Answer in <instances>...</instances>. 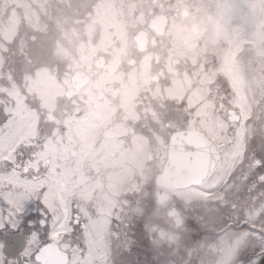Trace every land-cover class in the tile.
Wrapping results in <instances>:
<instances>
[{
    "label": "flooded vegetation",
    "instance_id": "1",
    "mask_svg": "<svg viewBox=\"0 0 264 264\" xmlns=\"http://www.w3.org/2000/svg\"><path fill=\"white\" fill-rule=\"evenodd\" d=\"M200 4L0 0V122H22L18 161H39L41 169L51 172L71 206L97 228L112 264L251 262V250L235 249V230L220 231L217 212H199L182 195L156 203L151 156L148 178L139 177L138 163L128 157L134 149L155 151L156 124L164 125L157 131L163 139L173 126L161 124L163 115L140 114L147 102L164 106V112L170 106L181 110L184 128L185 115L193 118L205 104L212 107L205 126L209 135L218 136L219 120L229 128L223 138L250 134L229 122L237 118L229 114L234 104L247 99L244 78H237L232 66L233 51L226 56L228 31L210 12L200 11ZM149 23L151 30L145 28ZM138 29L147 38L140 51L132 41ZM76 68L89 77L79 90L71 84ZM179 93L182 98L172 97ZM231 160L220 174L227 186L222 200L262 202L264 161L244 153ZM220 180L192 199L211 196Z\"/></svg>",
    "mask_w": 264,
    "mask_h": 264
},
{
    "label": "snow or ice",
    "instance_id": "2",
    "mask_svg": "<svg viewBox=\"0 0 264 264\" xmlns=\"http://www.w3.org/2000/svg\"><path fill=\"white\" fill-rule=\"evenodd\" d=\"M23 134L21 121L0 122V264H112L97 228L51 172L39 161H18ZM249 259L264 264V252Z\"/></svg>",
    "mask_w": 264,
    "mask_h": 264
},
{
    "label": "rangeland",
    "instance_id": "3",
    "mask_svg": "<svg viewBox=\"0 0 264 264\" xmlns=\"http://www.w3.org/2000/svg\"><path fill=\"white\" fill-rule=\"evenodd\" d=\"M207 1V0H205ZM214 4V12L217 17V24L223 25L226 24L230 31H232V34L234 35V38L237 36L240 37L239 40L247 41L250 51V59H248L250 64V69L252 72V66L254 64H258V67L262 68L264 70V0H210ZM254 63V64H253ZM218 68V69H217ZM215 72L220 71V66H217L214 69ZM247 73V71H245ZM257 75L258 72H255ZM221 74V72H220ZM264 77V72L261 74V78ZM252 78L255 80V74L252 75ZM253 80V81H254ZM264 81V80H263ZM252 83V81H251ZM253 86V88L256 89V95H258L259 99L263 98L262 94H264V89L259 86L261 84V80L257 82ZM260 88V89H259ZM179 97V96H178ZM149 102L145 105L146 110L145 113L147 115H155V116H164V123H174L177 127H182V111L177 112L174 114L173 108L171 106L169 109H167L166 112H164V108L160 105H154L155 107L149 108L148 107ZM234 108H236V111L238 112V107L234 104ZM262 113L264 114V100L262 102ZM251 111H254L253 106H247L242 110V116L246 117L247 115H250ZM203 112V113H202ZM201 113V114H200ZM207 108L206 107H199L198 113L200 114V124L202 126H206L208 123H210L209 120H207L206 114ZM186 120V126L187 128H196V119L192 118L190 115H185ZM251 129L256 131L255 137H254V143H255V152L254 155L261 156L264 154V119H261L259 121L253 122V119L251 117ZM163 123V124H164ZM255 124V125H254ZM161 127V126H159ZM203 127V128H204ZM183 128V127H182ZM218 133L221 132V136L217 139L218 142L225 144V149L223 150L224 160H220V163L218 165V168L214 171L213 175L206 180L205 183L202 184V186L196 190V191H190L187 193L178 194V196L182 195V198L190 200L194 198L195 195H202L201 191L204 189V187L208 184L216 182L218 179H220V174L225 170L226 163L231 164L232 160L230 161L231 157L233 156V152L235 150L236 142H239L240 139L238 137L235 138L233 136L231 143L227 142L226 139L223 138V133L226 132L229 128L226 122H218L216 125ZM234 130H241L243 129V126L240 127V122H236L233 124ZM159 130L158 127L154 129L153 131V140L154 143L156 142V145H158L155 149L156 153L153 155L154 162L156 164L159 163V155L161 153V149L165 147V143L167 138L164 139L162 137H159L157 131ZM215 129V128H214ZM233 135V134H232ZM138 141L143 140V135L139 133L137 136H135ZM161 147V148H160ZM239 148V147H238ZM132 151V150H131ZM141 151L131 152L132 155H140ZM146 188V187H144ZM231 200H228V206L230 204ZM188 203V202H187ZM226 203H221L220 207L216 208L218 214L226 211L228 209V206L223 208V206ZM247 204V203H246ZM245 204V205H246ZM248 205V204H247ZM255 209L258 212V219H263L264 217V202H259L254 205ZM250 210V207L249 209ZM243 210H240L236 213L246 215L248 212H242ZM255 214V212H253ZM251 219V218H249ZM219 221V220H218ZM253 233V232H252ZM255 233V232H254ZM257 235V232H256ZM238 239V237H236ZM254 238V236H253ZM222 240V239H221ZM226 240V239H225ZM229 241V240H228ZM227 243V240H226ZM217 246V245H216ZM244 246L240 249L242 250ZM258 248V246H255V249ZM254 249V248H253ZM252 249V250H253ZM239 250V251H240ZM251 250V251H252Z\"/></svg>",
    "mask_w": 264,
    "mask_h": 264
},
{
    "label": "water",
    "instance_id": "4",
    "mask_svg": "<svg viewBox=\"0 0 264 264\" xmlns=\"http://www.w3.org/2000/svg\"><path fill=\"white\" fill-rule=\"evenodd\" d=\"M198 134L177 133L170 143L166 170L158 185L185 188L199 182L214 164L211 150L197 140Z\"/></svg>",
    "mask_w": 264,
    "mask_h": 264
}]
</instances>
